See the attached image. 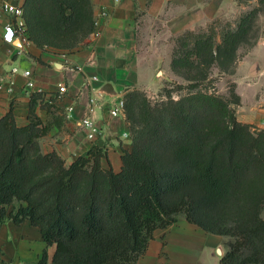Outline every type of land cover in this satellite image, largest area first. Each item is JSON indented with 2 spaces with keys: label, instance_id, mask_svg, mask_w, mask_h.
Returning <instances> with one entry per match:
<instances>
[{
  "label": "trees",
  "instance_id": "1",
  "mask_svg": "<svg viewBox=\"0 0 264 264\" xmlns=\"http://www.w3.org/2000/svg\"><path fill=\"white\" fill-rule=\"evenodd\" d=\"M257 13L243 14L220 42L219 18L206 33L179 34L172 63L232 61ZM24 16L40 47L74 49L94 28L91 0H25ZM166 97L152 103L139 89L125 95L133 147L119 172L102 166L99 144L71 163L43 153L46 128L34 99L29 124L19 126L12 109L0 117V223L30 220L56 245L51 262L45 250L33 264H138L155 230L180 216L228 238L221 264H264V131L237 119L236 83L228 96Z\"/></svg>",
  "mask_w": 264,
  "mask_h": 264
},
{
  "label": "crops",
  "instance_id": "2",
  "mask_svg": "<svg viewBox=\"0 0 264 264\" xmlns=\"http://www.w3.org/2000/svg\"><path fill=\"white\" fill-rule=\"evenodd\" d=\"M6 1L12 0H0V117L12 109L19 126L29 124L34 99L35 113L46 128L39 138L43 153L55 151L71 163L99 144L106 151L102 166L115 172L121 171L123 154L133 145L127 117L111 113L114 103L131 90L154 86L153 68L143 63L141 35L149 30L142 21L158 19L172 36L205 29L218 18H237L239 10L238 0H91L93 30L74 49L51 50L18 37L12 42L4 39L10 20L2 10ZM104 10L108 16L101 15ZM231 76L241 97L235 107L237 119L264 131V37L239 58ZM30 80L35 88L27 87ZM59 83L68 88L63 96L57 91ZM39 88L44 92H36ZM88 116L100 130L96 140L80 124ZM227 240L180 216L155 230L138 264H221ZM45 250L51 262L56 245H47L30 220L0 223V264H33Z\"/></svg>",
  "mask_w": 264,
  "mask_h": 264
},
{
  "label": "rangeland",
  "instance_id": "3",
  "mask_svg": "<svg viewBox=\"0 0 264 264\" xmlns=\"http://www.w3.org/2000/svg\"><path fill=\"white\" fill-rule=\"evenodd\" d=\"M238 3L239 10L237 18L233 16H231L232 18H222L216 24V41H221L223 30L236 29L241 16L256 9L258 10L256 19L252 23L245 40L240 43L232 61L225 60V58L220 60L217 59L214 64H207L201 68L173 64L172 61L175 50L178 51L179 49V46L176 44V36L178 35H169L165 31L162 22L158 19H146V22L142 21L143 25L141 26H144L143 28L148 27L149 30L148 34L141 35L143 63L148 65L151 69L153 68L154 71L153 89L147 91L140 90L147 99L152 103L161 101L167 98L166 93L169 91L174 99H179L182 96L197 91L224 96L229 95V86L232 83L231 75L235 71L237 61L240 57H243L261 37H264V0H238ZM156 28L158 30L157 32H155ZM198 32L202 34L206 33L208 32V28L206 27L204 30H199ZM26 34L28 40L34 42L30 38L28 30ZM189 45L192 46V43ZM42 48L63 50L54 46H45ZM204 75L206 77H203ZM129 124L131 127L130 122ZM262 216L264 217V210Z\"/></svg>",
  "mask_w": 264,
  "mask_h": 264
},
{
  "label": "built area",
  "instance_id": "4",
  "mask_svg": "<svg viewBox=\"0 0 264 264\" xmlns=\"http://www.w3.org/2000/svg\"><path fill=\"white\" fill-rule=\"evenodd\" d=\"M120 1L121 0H115V2H120ZM2 10L4 13H6L10 17L9 23L5 26L4 39L7 42H12L13 39L18 37L23 43L27 42L28 37L26 34L27 25H26V20L24 16V3L21 2L20 0L6 1V2H3L2 4ZM101 15L108 16V12L104 10L102 11ZM95 23L97 24V20L95 21ZM12 71L17 72L18 69L13 68ZM23 73L25 76H29L31 72L29 70H26ZM0 80L1 81L3 80L2 75H0ZM27 87L35 88V83L30 80L27 82ZM1 88H2V85H0V90ZM8 91L11 92L12 87H8ZM57 91L61 96L65 95L68 91L67 85H65L64 83H59ZM36 92L42 93L44 91L43 89L39 88L37 89ZM73 105L74 104H71L68 107V109L69 110L73 109ZM111 113L115 116L125 115V98L124 97L119 98L114 103V107ZM80 124L88 128L89 130L88 136L91 140H96L98 138L100 130L98 129V127L96 126L95 122L93 121L91 117L88 116V117L83 118Z\"/></svg>",
  "mask_w": 264,
  "mask_h": 264
}]
</instances>
